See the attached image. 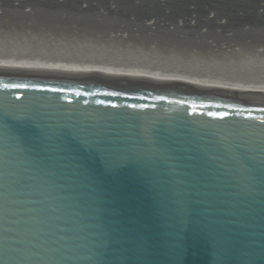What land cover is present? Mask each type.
Listing matches in <instances>:
<instances>
[{"label":"water","instance_id":"1","mask_svg":"<svg viewBox=\"0 0 264 264\" xmlns=\"http://www.w3.org/2000/svg\"><path fill=\"white\" fill-rule=\"evenodd\" d=\"M0 264H264V76L0 47Z\"/></svg>","mask_w":264,"mask_h":264},{"label":"bare ground","instance_id":"2","mask_svg":"<svg viewBox=\"0 0 264 264\" xmlns=\"http://www.w3.org/2000/svg\"><path fill=\"white\" fill-rule=\"evenodd\" d=\"M36 1L0 0V47L164 53L209 60L264 76V32H249L247 25L232 29L224 16L211 11L200 23L193 12L185 17L175 12L138 14L119 9V5L128 3L138 8L141 0H40L41 4L71 5L81 14L87 11L81 16L74 15L73 9L51 12L40 8ZM160 30L168 34L162 37Z\"/></svg>","mask_w":264,"mask_h":264},{"label":"rangeland","instance_id":"3","mask_svg":"<svg viewBox=\"0 0 264 264\" xmlns=\"http://www.w3.org/2000/svg\"><path fill=\"white\" fill-rule=\"evenodd\" d=\"M36 1V0H35ZM127 1V0H126ZM41 1L40 0H37L36 1V4H38L39 6H40V8H42V9H47L48 11H51V12H53L54 10L55 11H59L61 8H63L64 10H67V11H71L72 9V11H73V13H75L74 15H77L78 14V16H81V15H83V14H85V13H87V11H83L84 13L83 14H81V13H79L77 10H74V8L75 7H72L71 5H61V6H58L57 4H53L52 2H50V3H44V4H41L40 3ZM141 2H142V4L140 5V7H135L134 5H130L128 2V4H126V5H124V6H120L119 5V9L121 10V11H123L122 9L123 8H126V11H127V13H145V12H153V13H155V14H160V13H162L163 11H165V12H167L168 14H173V7H174V9H176V10H179V11H181L182 10V8H181V6H183L185 3H184V0H165L163 3L162 2H160V0H141ZM140 2V3H141ZM208 2H210V1H208ZM145 3V4H144ZM35 4V3H34ZM67 4H69V3H67ZM147 4V5H146ZM104 5V4H103ZM102 5V6H103ZM206 7H208L209 9H210V11L211 12H213L214 14L216 13V14H219L220 13V15L222 14V16H224L223 18H225V21L228 23V25L230 26V28H232V29H240V27L241 26H243L242 25V22L245 20H251V17L252 16H249V15H247V14H245V12L244 11H241V12H239V13H236V14H226V15H224L218 8H215L212 4L210 5V4H207L206 5ZM226 7V6H225ZM141 8H143V9H141ZM137 10V11H136ZM225 10H228L227 8H225ZM125 11V10H124ZM125 11V12H126ZM206 10H204V12H205ZM260 12L259 13H257V15H259V16H254V18H263L264 17V5H263V7H261L260 8V10H259ZM190 12L192 13V14H194L196 17H197V19H198V21L200 22V19H202V18H206L205 17V14L204 13H202L201 12V10H199V8H197L196 7V5H193L192 6V8H190ZM92 13V12H91ZM190 13V14H191ZM165 16H167V15H165ZM185 17H187V16H185ZM195 17V18H196ZM260 20V19H259ZM108 22H111V20L108 18ZM201 23V22H200ZM252 25H249L248 27H251ZM209 28V26L208 27H206V30ZM210 29V28H209ZM142 32H143V30H141ZM159 31V30H158ZM240 31V30H239ZM238 32V31H237ZM249 32H253V30L251 29ZM161 35H162V37H164V35H166V34H168V31H166V30H163V31H161L160 30V32H159ZM187 34V33H186ZM185 36V35H184Z\"/></svg>","mask_w":264,"mask_h":264}]
</instances>
